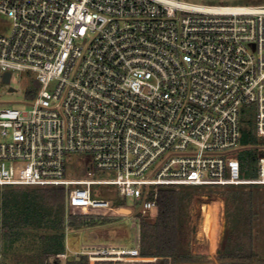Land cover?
<instances>
[{
    "label": "built area",
    "instance_id": "obj_1",
    "mask_svg": "<svg viewBox=\"0 0 264 264\" xmlns=\"http://www.w3.org/2000/svg\"><path fill=\"white\" fill-rule=\"evenodd\" d=\"M0 16L11 20L2 75L31 73L40 85L28 107L0 109L1 187L61 186L67 210H119L93 193L114 185L134 198L139 227L162 187L264 184V153L257 177L243 176L238 157L248 119L264 151V3L0 0ZM74 153L87 175L70 170ZM139 241L74 255L141 262Z\"/></svg>",
    "mask_w": 264,
    "mask_h": 264
},
{
    "label": "trees",
    "instance_id": "obj_2",
    "mask_svg": "<svg viewBox=\"0 0 264 264\" xmlns=\"http://www.w3.org/2000/svg\"><path fill=\"white\" fill-rule=\"evenodd\" d=\"M260 142L254 133L253 121L248 119L242 128L241 143L255 146H247L238 154L243 172L264 153L259 148ZM238 185L241 184L160 188L158 212L152 221L142 218L139 241L141 256L157 257L158 260L117 264L208 263L205 254L193 251L192 244L195 232L192 205L202 196L212 200L220 197L227 204L226 229L217 261L220 264H264V257L260 256L254 244L255 192L252 188L243 190ZM2 187H6L0 192V233L3 242L12 246L22 238L28 226L47 227L53 232L41 237L43 242L33 264H89L86 254L69 255L66 262L58 256L66 250V230L96 224L102 215L111 210H88L75 206L67 210L66 192L61 186H34L36 188L30 190L15 188L19 186ZM244 203L248 209L242 212L240 206ZM117 205L120 206L119 201ZM110 209L117 210L116 207ZM244 227L247 229V243L242 240Z\"/></svg>",
    "mask_w": 264,
    "mask_h": 264
},
{
    "label": "rangeland",
    "instance_id": "obj_3",
    "mask_svg": "<svg viewBox=\"0 0 264 264\" xmlns=\"http://www.w3.org/2000/svg\"><path fill=\"white\" fill-rule=\"evenodd\" d=\"M189 2L203 4V5H252L264 3V0H187ZM11 26V20L7 16H0V32H7ZM15 90L11 91L10 87ZM40 85L37 81L31 80V73L14 72L13 79L10 84L3 81V75L0 70V109L5 107L26 108L29 106V101L37 94ZM54 84L51 85V88ZM253 147L255 145L243 144L241 147ZM242 149V150H243ZM241 150V151H242ZM259 156V154H258ZM85 155L83 153H74L69 156L67 160L71 171L76 174L87 175V161L84 162ZM258 161L247 167L243 172L244 177L258 176ZM97 176L111 177L113 173L107 170L97 171ZM209 187V185H205ZM243 190L252 188L255 192L253 211L254 223V244L255 249L259 252L261 257H264V184H256L248 186L247 184L238 185ZM15 188L27 189L36 188L34 186H19ZM6 187L0 186V192ZM93 193L95 196L116 198L120 205L131 206L135 208V200L133 197L127 196L124 199H119L117 187L114 185L98 184L93 186ZM221 209V228L219 234L218 244L225 232L226 219V202L222 198ZM245 201L244 199H242ZM212 199L208 196H202L192 205L193 225H195V232L193 234V251L196 253L206 254L209 252L210 243L206 236H199L200 223L203 218L204 203H211ZM240 210L247 211L248 205L244 203L240 206ZM129 208V207H128ZM100 211L111 212L102 215L96 224H85L81 227H69L66 230V250L70 256H75L74 252H82L91 246H108V247H131L138 242L140 226L134 225L133 213L125 214L120 210L113 209H98ZM243 241L247 243L246 235L247 229L243 228ZM53 232L47 227L28 226L24 229L22 238L16 241L12 246L7 242H3L0 233V264H33L36 259V254L39 252L42 245V236ZM64 262L65 259H63ZM110 263V262H107Z\"/></svg>",
    "mask_w": 264,
    "mask_h": 264
},
{
    "label": "bare ground",
    "instance_id": "obj_4",
    "mask_svg": "<svg viewBox=\"0 0 264 264\" xmlns=\"http://www.w3.org/2000/svg\"><path fill=\"white\" fill-rule=\"evenodd\" d=\"M222 204V201L217 198L213 199L211 203H204L203 206V218L198 234L209 239L211 252H215L218 246Z\"/></svg>",
    "mask_w": 264,
    "mask_h": 264
},
{
    "label": "crops",
    "instance_id": "obj_5",
    "mask_svg": "<svg viewBox=\"0 0 264 264\" xmlns=\"http://www.w3.org/2000/svg\"><path fill=\"white\" fill-rule=\"evenodd\" d=\"M220 198V197H219ZM219 245L217 246L215 252H211V250L209 249V252H207L205 255H206V260L208 261V263L206 264H220L218 261H217V254H218V249H219ZM195 252V251H194ZM200 254H203V253H200ZM146 259L144 261H156L158 260L157 257H145Z\"/></svg>",
    "mask_w": 264,
    "mask_h": 264
},
{
    "label": "water",
    "instance_id": "obj_6",
    "mask_svg": "<svg viewBox=\"0 0 264 264\" xmlns=\"http://www.w3.org/2000/svg\"><path fill=\"white\" fill-rule=\"evenodd\" d=\"M10 78H11V73L10 72L4 73V75H3V81L5 83L9 84L10 83ZM10 90L11 91H14L15 88L11 86L10 87ZM119 210H120L121 213H125V214H130L132 212V209L131 208H128V207H125V206H121L119 208ZM148 220L149 221H152V218H148ZM102 264H111V263H102Z\"/></svg>",
    "mask_w": 264,
    "mask_h": 264
}]
</instances>
